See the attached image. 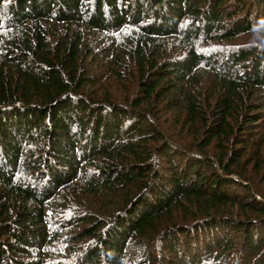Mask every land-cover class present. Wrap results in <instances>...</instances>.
I'll return each mask as SVG.
<instances>
[{
  "label": "trees",
  "instance_id": "obj_1",
  "mask_svg": "<svg viewBox=\"0 0 264 264\" xmlns=\"http://www.w3.org/2000/svg\"><path fill=\"white\" fill-rule=\"evenodd\" d=\"M263 10L0 0V264H210L232 231L264 264V232L251 231L264 228V194L242 184L253 162L264 171L251 161L264 149ZM113 85L138 92L114 102ZM167 112L217 160L158 139L151 117Z\"/></svg>",
  "mask_w": 264,
  "mask_h": 264
},
{
  "label": "rangeland",
  "instance_id": "obj_2",
  "mask_svg": "<svg viewBox=\"0 0 264 264\" xmlns=\"http://www.w3.org/2000/svg\"><path fill=\"white\" fill-rule=\"evenodd\" d=\"M264 11V10H263ZM256 41V38L253 36L251 37V42ZM198 81L200 82L201 86L203 88H205V92H206V96L207 93H214L213 89H210L211 87L214 86V79H215V75L213 73H209V72H204L202 70L199 71V77L197 78ZM96 93L95 94H100V97L104 96V91L103 89H99L96 88L95 89ZM138 91H136V86H133V88L128 92V93H124L123 92V88L121 85H113L112 89L109 90V95L110 98H113L115 101L114 102H122L121 100H124L125 98L130 97V99L133 98V96L137 93ZM109 97V96H106ZM170 111H173L172 109H169ZM143 115V114H142ZM151 119L153 120L154 124H153V128L155 129L153 132L156 133V135H159L160 138L158 139H168L169 142H173L174 144L178 145L181 149H183L184 151H188L190 152V150H194V151H200V152H205V154H208V157L210 158H215L217 160V151L216 149L217 146L215 145L214 148H208V150L203 151L201 150V146H198V137L196 135V133L194 131H192L191 129L188 128H184L183 126H181V124H179L176 119L174 118L173 114L171 112H167L164 113V116H153L151 117ZM264 126V125H262ZM144 129L145 126H143ZM262 129H259L258 132H256L257 136H255V141L257 140V137L259 135H261L262 133ZM158 139H154L153 141L150 142L149 147L153 150H155L156 145H157V141ZM217 144V143H215ZM226 148L231 149L232 147H235L236 145H229V144H225ZM188 148V149H187ZM190 149V150H189ZM255 150H257V148L255 147ZM77 153V152H76ZM246 153H250L251 154V150L249 148V146L246 148V151L243 152V154ZM258 155H253L251 161L253 159H257L258 160V166H264V149H260L258 151ZM77 155V154H76ZM243 157L245 158V156H242V163H243ZM63 160V158H61ZM248 161L250 160V158H246ZM241 162V161H240ZM256 162H253L251 164V176L250 175H246L244 178V181H242V184L245 185L247 188H250L251 190L253 189H257L260 190L263 194H264V171L262 172H255L254 166H255ZM163 165H166L165 162H163ZM264 168V167H262ZM254 177V178H253ZM255 179V180H254ZM249 182V183H247ZM136 188V186H135ZM138 189V188H136ZM243 190V189H242ZM244 191V190H243ZM241 192V191H239ZM233 213L232 214H236L237 212V208L233 209ZM95 212H100V210H97V207L95 206ZM177 218V223L182 225V226H187V225H191V222L189 219H186V211L183 209L182 214H180L178 211L175 212ZM199 216L202 214H198ZM197 215V216H198ZM220 217H224L227 218L226 215H222ZM253 220V219H252ZM259 223H261V220H258ZM193 225V224H192ZM220 229L223 230V228L221 227ZM252 232H264V228L261 227H256V228H252L251 230ZM227 232L224 231L222 236H224ZM187 234V233H185ZM264 235V233H259V236ZM138 236L136 235V237H134V239L132 240L133 243L139 245L140 243L137 241ZM244 235L243 234H239V232H235L232 231L229 233V237H228V243L224 246V248H222L220 251L217 250V248L212 252V255L209 258V262L214 263V264H235L234 259L237 258L240 264H254L257 263L256 262V257H257V251H252L251 250L248 253H245L244 250H242V247L244 246ZM248 250V248H245ZM263 248H261L259 251L263 252L262 250ZM172 257H175L172 256Z\"/></svg>",
  "mask_w": 264,
  "mask_h": 264
}]
</instances>
